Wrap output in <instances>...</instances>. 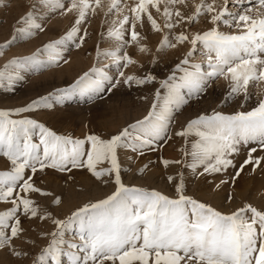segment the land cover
Instances as JSON below:
<instances>
[{"label":"snow or ice","instance_id":"obj_1","mask_svg":"<svg viewBox=\"0 0 264 264\" xmlns=\"http://www.w3.org/2000/svg\"><path fill=\"white\" fill-rule=\"evenodd\" d=\"M57 16L69 18L61 34L6 59L0 89L15 91L27 75L67 65L71 50L92 38L97 16L107 46L97 42L92 67L66 87L0 108V264L26 260L39 240L45 243L31 264H264V202L232 207L231 192L213 202L245 166L264 168V0H30L0 43V57L45 33ZM149 34L160 37L154 47ZM185 48L163 74L132 70L145 67L139 57L155 65L160 53ZM221 81L218 103L181 121ZM125 86L154 91L140 97L145 114L115 132L74 137L32 115L77 98L92 103ZM227 105L235 107L225 111ZM174 139L183 141L178 158H165ZM155 152L170 192L124 180L131 165L122 156L133 161ZM152 163L136 171L144 174ZM74 170L111 190L61 215L62 193L43 177L52 173L67 183ZM185 172L193 181L228 178L197 196L189 194Z\"/></svg>","mask_w":264,"mask_h":264},{"label":"rangeland","instance_id":"obj_2","mask_svg":"<svg viewBox=\"0 0 264 264\" xmlns=\"http://www.w3.org/2000/svg\"><path fill=\"white\" fill-rule=\"evenodd\" d=\"M29 3L30 0H0V43L11 36L16 19L27 10ZM101 20L102 17L100 16L93 19L92 24L89 26L92 38L88 40L82 49L73 48L71 50V60L67 65L61 64L58 68L53 67L46 71L29 74L24 82L16 85L15 91L0 89V108L22 106L29 100L35 99L39 95H44L55 88L66 87L78 75L92 67L95 61V44L99 42L101 47L107 46L100 40ZM68 22L69 18L55 17L49 30L45 33L40 34L36 38L17 43L6 50V55L0 57V67H3L5 60L10 59L13 55L28 54L34 51L41 43L47 42L48 39L58 37ZM159 38V35L149 34V42L153 47L158 43ZM183 51H186V48L179 51L169 49L164 53H160V59L155 65L149 63L151 57H139L145 67L132 70L140 72L154 70L155 73L163 74L167 71V67L175 62L178 56L182 55ZM197 58H199V53H197ZM104 63H108V61H104ZM113 71L115 70L113 69ZM153 91L154 89L151 87L133 86L129 89L125 86L118 91L114 90L115 94L104 95L103 99L92 103L81 101L77 98L63 106L58 105L54 110H40L32 115L58 133L74 137H79L89 131L115 132L118 128L125 126L126 123H131L145 114L148 103L141 100L140 97L145 95L150 97V93ZM223 91V82L221 81L209 97L199 103H192L187 107L180 117L181 121L198 111L210 110L211 106H215L218 103V98L222 96ZM233 107L235 105H227L225 106V111H230ZM181 143H183L182 140L174 139L169 145H165L162 155L165 158H178L177 149ZM160 156L161 152L146 153L143 157L133 161H129L122 156L124 166L128 167L131 165L129 171L124 174L125 182L136 186L155 187L158 190L170 192L171 188L164 179L163 166L158 163ZM148 161H153L154 163L149 165L148 170L144 174L138 173L136 169L148 163ZM2 164L3 161L0 160V166ZM181 170L177 167L176 169H169V172ZM228 173L231 175L232 169H229ZM73 175L74 179L67 183L60 175L49 173L48 176L43 177L50 189L57 193H62L64 203L57 209V212L61 215H67L75 207L91 199L102 198L105 193L111 190L110 187L93 182L89 174L83 170H74ZM185 176L189 194L197 196H206L208 185L213 181L218 182L221 179L228 178L227 176H208L206 180L200 178L193 181L188 172H185ZM229 192L234 196V200L231 202L232 207H236L244 201L259 206L264 202L262 201V198H264V168L258 166L253 171L248 166H245L244 171L237 177L235 185L231 183L225 185L213 202L218 204L224 201ZM3 208L4 205L0 203V210H3ZM42 226L51 228L50 224ZM35 228L36 224H33V229ZM67 235H72V233ZM44 243L43 240H39L37 245L30 250V255L26 260L22 262L13 260L12 264H31L33 255ZM0 259H6V257H0Z\"/></svg>","mask_w":264,"mask_h":264}]
</instances>
